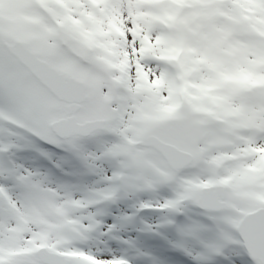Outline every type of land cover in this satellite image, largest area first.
I'll use <instances>...</instances> for the list:
<instances>
[{
  "label": "snow or ice",
  "instance_id": "6c2138e0",
  "mask_svg": "<svg viewBox=\"0 0 264 264\" xmlns=\"http://www.w3.org/2000/svg\"><path fill=\"white\" fill-rule=\"evenodd\" d=\"M0 264H264V0H0Z\"/></svg>",
  "mask_w": 264,
  "mask_h": 264
}]
</instances>
